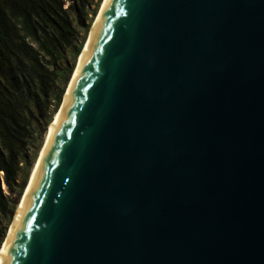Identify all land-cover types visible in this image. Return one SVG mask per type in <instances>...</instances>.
<instances>
[{
	"label": "water",
	"instance_id": "water-1",
	"mask_svg": "<svg viewBox=\"0 0 264 264\" xmlns=\"http://www.w3.org/2000/svg\"><path fill=\"white\" fill-rule=\"evenodd\" d=\"M0 264H264V0H103Z\"/></svg>",
	"mask_w": 264,
	"mask_h": 264
},
{
	"label": "trees",
	"instance_id": "trees-1",
	"mask_svg": "<svg viewBox=\"0 0 264 264\" xmlns=\"http://www.w3.org/2000/svg\"><path fill=\"white\" fill-rule=\"evenodd\" d=\"M65 1L0 0V212L17 203L21 155L59 106L74 58L84 45L83 39L78 41L77 25L93 0ZM70 47L71 63L62 67L59 61ZM59 73H64L61 81ZM2 180L12 191L18 189L14 199L4 194ZM4 236L5 228H0V244Z\"/></svg>",
	"mask_w": 264,
	"mask_h": 264
},
{
	"label": "rangeland",
	"instance_id": "rangeland-1",
	"mask_svg": "<svg viewBox=\"0 0 264 264\" xmlns=\"http://www.w3.org/2000/svg\"><path fill=\"white\" fill-rule=\"evenodd\" d=\"M101 2H102V0L98 1V5L96 6L97 0H93L91 2V5H90V10H93L96 6L95 14H92V12L89 10L87 15L85 17H82L80 19L79 25H77V32H78L77 38H78V41L83 39V44L85 43V41L88 37L89 30H90L91 25H92L96 15H97L99 9H100ZM67 3H68V0L65 1V5H67ZM84 26H87L86 30H84ZM77 58H78V56H76L74 58L72 71L75 67ZM71 60H72V48L70 47V48L65 50L64 57L59 61V64H60V66L64 67L65 62L68 61L69 63H71ZM71 73L69 74L67 81L64 83V91H65V88L67 86L68 80L71 76ZM63 76H64V73H59L57 81H61ZM63 94H64V92H63ZM63 94H62V97H63ZM57 108H58V106H57ZM57 108L53 112L51 118L49 119L48 124L43 129L41 134L38 135L37 133H34L33 138L29 141L28 147L23 151V153L21 155V162L22 163L20 166V171H19L18 177H17L16 182H15V184L18 186L22 185V187L20 188L19 196L17 198V203H18V201L21 197V194L23 192V189L27 183V180H28L31 168L34 164V161L36 160L38 153H39V150L41 149L42 144L44 142L45 133H46V130L48 128V125L50 124L51 120L53 119ZM51 109H52V106L50 105L48 110L50 111ZM46 114L47 113H44V115H46ZM23 180H24V183H23ZM4 184H6V183L4 180H2L1 181V187L3 189L4 194L6 196H8L10 200L14 199L17 196L18 189H16L15 191H12L8 186L6 188H4V186H3ZM17 203H15V206L12 209H9V207H8L6 209V212H0V228H5V236H6V233L9 229V227H10V224H11Z\"/></svg>",
	"mask_w": 264,
	"mask_h": 264
},
{
	"label": "bare ground",
	"instance_id": "bare-ground-1",
	"mask_svg": "<svg viewBox=\"0 0 264 264\" xmlns=\"http://www.w3.org/2000/svg\"><path fill=\"white\" fill-rule=\"evenodd\" d=\"M103 1V0H102ZM101 4H102V2H101ZM101 6V5H100ZM98 14V13H97ZM96 17H97V15H96ZM96 17H95V19H94V21H93V23H92V25H91V27H93V24H94V22H95V20H96ZM90 31H91V29L89 30V33H90ZM89 35V34H88ZM87 40V39H86ZM86 42V41H85ZM85 44V43H84ZM84 46V45H83ZM82 49H83V47H82ZM82 51V50H81ZM81 53V52H80ZM80 55V54H79ZM78 58H79V56H78ZM78 58H77V60H78ZM77 62V61H76ZM76 65V64H75ZM73 72V71H72ZM56 113V112H55ZM55 115V114H54ZM54 118V117H53ZM53 120V119H52ZM52 120H51V122H50V124L48 125V128H47V130H46V133H45V138H46V135H47V133H48V130H49V128H50V125H51V123H52ZM45 138H44V140H45ZM44 143V142H43ZM42 146H43V144H42ZM42 148V147H41ZM40 151H41V149L39 150V153H38V156H37V158H36V160L34 161V164H33V166H32V168H31V171H30V174H29V177H28V180H27V183H26V185H25V187H24V189H23V192H22V194H21V197H20V199H19V202H18V204H17V206H16V209H15V212H16V210H17V207H18V205H19V203H20V200H21V198H22V196H23V194H24V191H25V189H26V187H27V184H28V182H29V180H30V177H31V175H32V173H33V170H34V167H35V165H36V162H37V159H38V157H39V154H40ZM4 186V188H6L7 187V185L6 184H4L3 185ZM15 212H14V214H15ZM13 217H14V215H13ZM13 219V218H12ZM12 222V221H11ZM8 232V231H7ZM7 234V233H6ZM6 237V236H5ZM5 237H4V239H5ZM4 239H3V241H2V243L0 244V248H1V246H2V244H3V242H4Z\"/></svg>",
	"mask_w": 264,
	"mask_h": 264
}]
</instances>
